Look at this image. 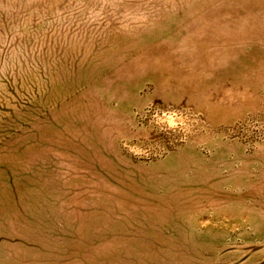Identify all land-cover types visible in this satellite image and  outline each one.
I'll return each instance as SVG.
<instances>
[{"label": "rangeland", "instance_id": "rangeland-1", "mask_svg": "<svg viewBox=\"0 0 264 264\" xmlns=\"http://www.w3.org/2000/svg\"><path fill=\"white\" fill-rule=\"evenodd\" d=\"M0 264H264V0H0Z\"/></svg>", "mask_w": 264, "mask_h": 264}, {"label": "clouds", "instance_id": "clouds-1", "mask_svg": "<svg viewBox=\"0 0 264 264\" xmlns=\"http://www.w3.org/2000/svg\"><path fill=\"white\" fill-rule=\"evenodd\" d=\"M173 117L174 114H163V116L158 119V123H167L170 127L173 126Z\"/></svg>", "mask_w": 264, "mask_h": 264}]
</instances>
